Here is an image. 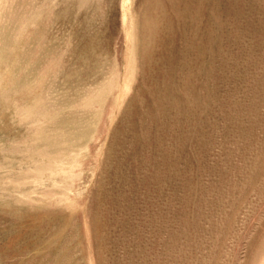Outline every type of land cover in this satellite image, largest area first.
I'll use <instances>...</instances> for the list:
<instances>
[{
    "label": "rangeland",
    "instance_id": "rangeland-1",
    "mask_svg": "<svg viewBox=\"0 0 264 264\" xmlns=\"http://www.w3.org/2000/svg\"><path fill=\"white\" fill-rule=\"evenodd\" d=\"M0 264H264V0H0Z\"/></svg>",
    "mask_w": 264,
    "mask_h": 264
}]
</instances>
